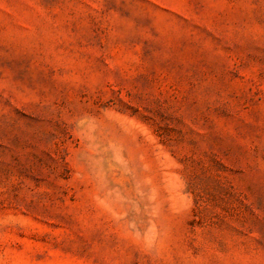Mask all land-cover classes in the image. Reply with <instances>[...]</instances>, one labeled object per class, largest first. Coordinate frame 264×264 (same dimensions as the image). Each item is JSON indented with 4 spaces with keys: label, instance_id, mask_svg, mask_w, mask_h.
I'll use <instances>...</instances> for the list:
<instances>
[{
    "label": "rangeland",
    "instance_id": "1",
    "mask_svg": "<svg viewBox=\"0 0 264 264\" xmlns=\"http://www.w3.org/2000/svg\"><path fill=\"white\" fill-rule=\"evenodd\" d=\"M0 264H264V0H0Z\"/></svg>",
    "mask_w": 264,
    "mask_h": 264
}]
</instances>
